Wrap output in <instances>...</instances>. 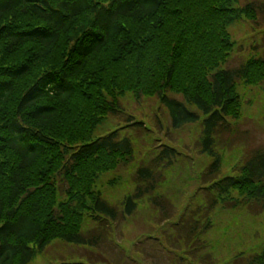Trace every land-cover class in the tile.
<instances>
[{
    "label": "trees",
    "instance_id": "16d2710c",
    "mask_svg": "<svg viewBox=\"0 0 264 264\" xmlns=\"http://www.w3.org/2000/svg\"><path fill=\"white\" fill-rule=\"evenodd\" d=\"M234 1L0 0V264H29L57 240L92 250L83 264L133 263L137 255L158 264L159 247H152L161 244L158 238L137 242L128 260L105 227H121L142 200L169 222L173 208L159 187L180 152L161 145L136 168L133 191L120 205L94 189L101 172L133 160L132 141L117 128L92 136L104 118L122 115L125 92L156 96L173 130L200 123L197 143L208 158L198 177L206 223L223 204L264 211V148L247 154L237 176L223 174L218 151L227 149L222 134L229 145L237 137L229 119L240 107L238 82L264 79V56L220 69L234 48L227 26L238 15L256 16L255 4L235 10ZM126 121L144 129L131 115ZM197 212H183L174 226L183 242L206 228L193 222ZM85 218L95 225L84 229ZM162 238L174 248L170 236ZM107 239L119 256L100 245ZM170 252L168 264H212ZM241 260L237 264H264V249Z\"/></svg>",
    "mask_w": 264,
    "mask_h": 264
},
{
    "label": "rangeland",
    "instance_id": "374dc122",
    "mask_svg": "<svg viewBox=\"0 0 264 264\" xmlns=\"http://www.w3.org/2000/svg\"><path fill=\"white\" fill-rule=\"evenodd\" d=\"M250 3L256 7L255 20L247 19V16L242 14L227 26L234 48L226 63L220 65V69L237 66L251 56H264V0H235L232 6L239 10ZM236 91L240 96V107L237 117L229 119V123L237 137L229 145L227 143L229 135L222 134L221 136H227L224 144L227 149L218 150L222 156L223 174L235 176L236 168L247 154L257 148H264V79L251 84L240 81ZM170 95L184 102L190 110L197 111L196 107L186 102L182 95ZM120 104L123 108L122 115L104 118L92 133V136H100L117 128L121 134L130 138L134 147L133 160L129 164L117 165L98 175L94 189L98 190L104 199L113 205H120L124 197L133 191L136 168L153 156L161 145L173 146L181 154L177 163L166 172V178L159 187V193L170 200L173 208V217L169 222L160 221L158 213L147 201L142 200L135 213L121 222V227L120 223L111 229L109 226L105 227L108 237L113 236L117 246L123 249L126 259L130 260L129 258L136 255L134 246L137 242L154 238H158L161 243V246L158 244L152 246L154 252L159 247L157 251L161 255L156 257L154 255V260L158 264H168L165 255L167 251H171L168 254H173L177 258L185 254V261H190L188 258L192 256L197 258L200 256L210 260L212 264H237L242 261L241 258L262 251L264 211L255 213L246 207V203L237 207H227L223 204L214 209L208 223L201 216L206 197L198 177L205 169L208 158L200 154L197 143L201 136L200 123L173 130L167 109L151 94L137 98L125 92L120 97ZM129 115L142 122L144 129H135L127 125L129 121H126V116ZM191 209L198 211L194 217L191 216L193 222L195 218L199 220L198 226L206 225V228L202 230V227V233L197 239L186 243L174 230V226L177 225L179 216ZM84 222H86L84 229L95 225L88 218H85ZM114 231L117 233L113 234ZM163 234L170 236L174 242L173 249L165 247ZM147 242L144 245H147ZM109 243L110 239H107L106 243L100 245L109 251L110 257L119 256L118 250L108 249L106 244ZM90 252L92 250L85 246L57 240L46 246L42 252H36L30 264H57L59 260L70 264H83L90 258ZM124 264L144 262L137 255L133 263L124 261Z\"/></svg>",
    "mask_w": 264,
    "mask_h": 264
},
{
    "label": "snow or ice",
    "instance_id": "6c2138e0",
    "mask_svg": "<svg viewBox=\"0 0 264 264\" xmlns=\"http://www.w3.org/2000/svg\"><path fill=\"white\" fill-rule=\"evenodd\" d=\"M46 84H47V82H45ZM56 82L55 81H53V84H55Z\"/></svg>",
    "mask_w": 264,
    "mask_h": 264
}]
</instances>
